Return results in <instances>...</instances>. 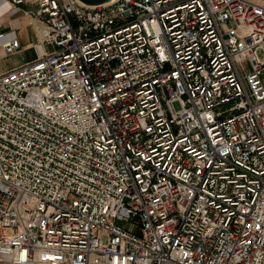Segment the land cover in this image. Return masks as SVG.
Listing matches in <instances>:
<instances>
[{
    "label": "built area",
    "instance_id": "built-area-1",
    "mask_svg": "<svg viewBox=\"0 0 264 264\" xmlns=\"http://www.w3.org/2000/svg\"><path fill=\"white\" fill-rule=\"evenodd\" d=\"M4 16L0 264H264V0Z\"/></svg>",
    "mask_w": 264,
    "mask_h": 264
},
{
    "label": "rangeland",
    "instance_id": "rangeland-1",
    "mask_svg": "<svg viewBox=\"0 0 264 264\" xmlns=\"http://www.w3.org/2000/svg\"><path fill=\"white\" fill-rule=\"evenodd\" d=\"M23 7L27 8L29 6L23 5ZM23 17L24 16H21L20 19H22ZM32 21H35V20L32 18ZM21 26H23L22 29H25V27L27 25H21ZM7 27L5 26V29ZM19 36L22 38L23 45H25L26 43H28L30 41L33 42L34 38H35L33 27L31 25H28L27 30H20ZM33 55H35L33 50H26V51H21L15 55L10 56V57L2 58V59H0V68H4V69L11 68V67L16 66L18 64H21L26 59H30Z\"/></svg>",
    "mask_w": 264,
    "mask_h": 264
},
{
    "label": "bare ground",
    "instance_id": "bare-ground-1",
    "mask_svg": "<svg viewBox=\"0 0 264 264\" xmlns=\"http://www.w3.org/2000/svg\"><path fill=\"white\" fill-rule=\"evenodd\" d=\"M4 7V5H3ZM3 19H10L11 23L13 24V26L15 27H20L21 25H29V23L32 22V18L29 16H24L22 19L20 18H9V16H4L1 18ZM27 22V24H25Z\"/></svg>",
    "mask_w": 264,
    "mask_h": 264
},
{
    "label": "crops",
    "instance_id": "crops-1",
    "mask_svg": "<svg viewBox=\"0 0 264 264\" xmlns=\"http://www.w3.org/2000/svg\"><path fill=\"white\" fill-rule=\"evenodd\" d=\"M10 23H11V22H10ZM10 23H6L7 25L5 24L4 26H6V27H7V26L10 27V25H9ZM33 23H35V21H33ZM11 24H12V23H11ZM25 24H27V23H25ZM12 25H13V24H12ZM27 26H28V25H27ZM27 26L25 27V29H22L23 26H20V27H17V28H19V31H20V30H27ZM8 27H7V28H8ZM20 28H21V29H20ZM19 31H18V32H19ZM21 39H22V38H21ZM31 43H32V42L30 41V42L26 43L25 45H23V50H22V51L33 50V49L30 47V46H31ZM22 44H23V43H22ZM33 51H34V50H33ZM34 56H35V55H33L31 58H33ZM31 58H30V59H31ZM30 59H26L25 61H28V60H30ZM25 61H24V62H25ZM22 63H23V62H22ZM0 69H4V68H0Z\"/></svg>",
    "mask_w": 264,
    "mask_h": 264
},
{
    "label": "water",
    "instance_id": "water-1",
    "mask_svg": "<svg viewBox=\"0 0 264 264\" xmlns=\"http://www.w3.org/2000/svg\"><path fill=\"white\" fill-rule=\"evenodd\" d=\"M80 1L86 5H99L109 2L111 0H80Z\"/></svg>",
    "mask_w": 264,
    "mask_h": 264
}]
</instances>
